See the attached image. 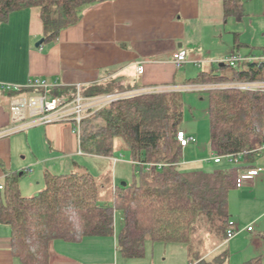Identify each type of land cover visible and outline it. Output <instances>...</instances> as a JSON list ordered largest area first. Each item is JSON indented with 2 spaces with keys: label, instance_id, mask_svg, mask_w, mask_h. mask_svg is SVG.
Listing matches in <instances>:
<instances>
[{
  "label": "trees",
  "instance_id": "trees-1",
  "mask_svg": "<svg viewBox=\"0 0 264 264\" xmlns=\"http://www.w3.org/2000/svg\"><path fill=\"white\" fill-rule=\"evenodd\" d=\"M102 1L0 0V22L14 11L38 7L43 42L52 43L61 30L81 19L85 9ZM222 12L224 20L244 16L240 0H222ZM253 80H264V60L246 61L238 68L219 62L217 68L202 70L186 82ZM75 90L73 85L58 86L50 93L70 100ZM104 93L107 89L101 85L82 90L84 96ZM205 94L211 152L248 151L262 141L264 91L222 87ZM184 106L182 92L145 93L117 99L81 119L76 133L83 153L112 156L116 138L131 153L136 169L133 181L116 185L119 190L111 194L109 202L101 199L108 177L102 181L84 167L69 173L46 172L43 189L33 196L21 194L18 173L7 176L0 189V223L10 230L12 254L22 264H49L52 241L79 242L88 236L113 235L116 212L122 224L115 241L124 257H140L148 240L190 244L202 229L224 240L230 221L229 192L236 188L239 171L251 164L255 153H244L241 161L215 163L220 165L211 171L183 169V147L176 133L182 127ZM137 161L163 165L146 171ZM227 259L224 252L210 264H223ZM262 259L258 255L243 264H262ZM196 264L206 263L198 256Z\"/></svg>",
  "mask_w": 264,
  "mask_h": 264
},
{
  "label": "crops",
  "instance_id": "crops-1",
  "mask_svg": "<svg viewBox=\"0 0 264 264\" xmlns=\"http://www.w3.org/2000/svg\"><path fill=\"white\" fill-rule=\"evenodd\" d=\"M240 2L244 16L240 20L232 17L224 20L222 0H105L85 9L81 19L61 30L56 41L43 42L38 47L35 44L43 35L39 8L14 11L0 22V83L24 86L28 80L39 78L62 87L101 85L107 93L145 94L159 89L193 92L203 100L205 90L196 88L201 84L186 82L193 77L186 75L187 66L189 71L196 70V76L202 70L217 68V61L232 52L257 55L264 51V0ZM229 20L241 24L242 29L227 31L225 25ZM220 29L231 38L219 49L212 48L209 46L213 43L212 35ZM180 48L186 50V62L176 68L173 54ZM37 93L9 92L0 87V183L18 173L21 194L33 196L43 189L46 172L62 173L65 167L68 172H64L69 173L82 168L77 161L79 156L107 160L109 164L103 172L110 177L113 186L117 178L124 179V172L113 176L110 173L111 167L117 171L118 162L131 164L129 160L117 158L115 150L122 146L129 149L121 138L115 139L112 156H102L83 153L74 125L66 122L14 129L17 124L12 121L10 111L13 98ZM181 130L196 139L194 143L200 153L206 150L193 133L182 127ZM207 146L209 148V139ZM204 159V162L210 160ZM189 163L193 160L182 155L183 169H203L185 167ZM251 167L259 169L258 175L242 187L232 189L228 195V219L233 221L235 235L218 245L225 248L223 251L228 255L223 264H230L231 256L240 251L243 252L238 259L241 264L249 258L264 256V151L255 154L251 164L241 169ZM57 169L59 172L55 171ZM121 170L126 171V168ZM25 173L30 176L28 180ZM31 179H37L36 186L31 185ZM25 182L31 186L26 187ZM25 187L35 194L24 195ZM251 225L254 227L248 230ZM102 237L88 236L79 242L55 239L50 244L49 264H106L93 260L100 250ZM240 243L244 245L239 246ZM0 264H22L11 252L8 226L1 223Z\"/></svg>",
  "mask_w": 264,
  "mask_h": 264
},
{
  "label": "rangeland",
  "instance_id": "rangeland-1",
  "mask_svg": "<svg viewBox=\"0 0 264 264\" xmlns=\"http://www.w3.org/2000/svg\"><path fill=\"white\" fill-rule=\"evenodd\" d=\"M220 1V0H219ZM237 24L239 26H237ZM234 29H228L232 28ZM225 29L228 30H235L236 32L241 30V24L234 23L233 20H229V22L225 25ZM231 36L225 32L223 29H220L217 33H214L212 35L211 40H213V43H209L210 47H214L216 49H219V47L222 46V44H225L227 40H229ZM187 73L186 75L189 77H195L196 70L189 71L188 66L186 67ZM192 77V78H193ZM228 83L232 82H208L202 84L203 86L207 87L206 91L210 90H218L222 89V86ZM196 88L199 90L200 85L196 86ZM190 89H192L190 87ZM195 89V88H193ZM205 91V92H206ZM167 92V91H166ZM185 106H184V115H183V121H182V128L186 129L187 132L193 133L197 138L200 145L204 146L206 150L203 153H200L197 149V145L194 142H191L190 145L182 152L183 157L187 160L192 159L193 163H189L185 165V167H191V166H201L204 170L211 171L215 167H217L220 164H215L212 160H205L204 158L207 157L210 158L212 152L209 151V148L207 146L208 139H209V123H208V116L206 114L207 110V95L204 94L203 100L199 98L195 93L193 92H185L183 93ZM190 101V104H189ZM197 113V116H196ZM117 154V158L120 160H131V153L129 149H127L125 146L120 147L119 149L115 150ZM79 159L77 161L80 165H83V167H87L90 173L93 176L100 175V179L102 181L106 182L107 175L103 172L106 171V165L109 164L107 160H98L96 158H87L84 156H79ZM130 158V159H129ZM203 161L199 163V161ZM114 162V161H113ZM112 163V162H111ZM154 163V162H153ZM222 163H226L225 160L222 161ZM126 168V171H122L121 168ZM62 170H66L65 167H63ZM115 171L110 168V173L113 176L116 173L124 172L125 177L124 179L117 178L116 185L122 184V182H132L133 181V173L136 172L135 166L128 163V162H118L116 166ZM57 172V170H55ZM61 171L62 173L68 172V171ZM104 173V174H103ZM122 174V173H121ZM24 177L28 180L30 177L27 173L24 174ZM23 177V178H24ZM33 177V175L31 176ZM26 180V181H27ZM32 181L31 185L36 186L37 179H31ZM27 184V182H25ZM106 189L101 193V199H104L106 201H110L108 199L111 198V194H114L119 189L117 186H113V184L110 181V177H108V183L106 182ZM30 187V184H27ZM109 186V188H108ZM22 189V193L24 195H32L35 193H30L32 191H28V188ZM247 213V212H246ZM245 215V214H244ZM254 227V225H251ZM121 227V220L119 214L116 212L115 215V233L110 236H104L102 237V243L100 244V247L97 252L94 255L95 261H102L104 263L112 262V264H196L198 256H201L202 259H204V263L210 264L214 257L218 255H222L224 253L225 248H220L221 243L224 242V240H220L217 235L213 233L207 232L206 229H202L201 231L197 232L193 235L192 243L190 244H184V243H176V242H170V243H163V242H151L146 241L144 252L140 257H124L117 248L116 244L114 243L115 240V234L120 230ZM255 227L257 230L259 228L257 227V224H255ZM237 240V239H236ZM115 245V248H114ZM244 243H240L239 246H243ZM239 251V250H238ZM230 254V252H229ZM234 256V257H233ZM240 256H243V252L240 251V253H236L232 255L230 264H241L238 260ZM222 264V263H221ZM262 264H264V256L262 259Z\"/></svg>",
  "mask_w": 264,
  "mask_h": 264
},
{
  "label": "built area",
  "instance_id": "built-area-1",
  "mask_svg": "<svg viewBox=\"0 0 264 264\" xmlns=\"http://www.w3.org/2000/svg\"><path fill=\"white\" fill-rule=\"evenodd\" d=\"M264 60V51L261 54H248L244 55L238 52H232L225 59L221 61L222 63H227L233 68L240 67L246 61ZM173 62L176 68L181 67L186 62V50L178 49L173 54ZM138 71H142V67H138ZM75 95L72 99L68 100L61 96H52L50 91L54 87H58L56 83H50L44 79H30L27 81L26 85L20 86L10 83H0L1 89L11 92H20L22 89L29 91H37V94L30 95L28 97H14L11 102V119L17 125L14 129L27 128L36 124H46L53 122H73L75 123V131L79 132V123L81 119L91 115L95 111L105 107L109 103L129 97L134 95H140L144 93H104L95 96H84L82 94V86L74 85ZM222 87H235L240 90L249 91H264V80H253V81H238L223 85ZM202 90H207L206 86L200 85ZM157 92H166L161 91ZM172 92V91H170ZM262 141L255 143L253 149L237 153L229 154H217L212 152L210 160L214 163H220L225 160L227 163H232L235 160H241L244 153H261L264 151V129L262 130ZM177 141L182 147H185L191 142H196V139L192 136H188L184 130H179L176 133ZM114 161L117 158L113 159ZM130 162H133L131 159ZM136 164H143L146 171H151L153 167H161L162 163H141L139 161ZM258 168H244L241 169L236 178V187H242L247 181L253 179L258 175ZM2 183H0V189H2ZM248 230H252V226L247 227ZM235 235V230L233 229V221H229V228L226 233V239H230Z\"/></svg>",
  "mask_w": 264,
  "mask_h": 264
},
{
  "label": "water",
  "instance_id": "water-1",
  "mask_svg": "<svg viewBox=\"0 0 264 264\" xmlns=\"http://www.w3.org/2000/svg\"><path fill=\"white\" fill-rule=\"evenodd\" d=\"M43 41H44V38H40V39L36 42L35 46H36V47L40 46V45L43 43ZM125 184H126L125 182H122L121 185H125Z\"/></svg>",
  "mask_w": 264,
  "mask_h": 264
}]
</instances>
